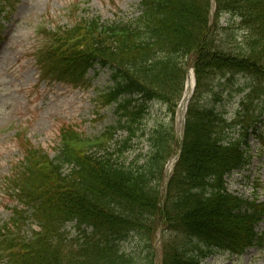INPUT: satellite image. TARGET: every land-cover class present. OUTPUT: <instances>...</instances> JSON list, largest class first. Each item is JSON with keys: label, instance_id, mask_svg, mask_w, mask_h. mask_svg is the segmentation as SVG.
Instances as JSON below:
<instances>
[{"label": "trees", "instance_id": "obj_1", "mask_svg": "<svg viewBox=\"0 0 264 264\" xmlns=\"http://www.w3.org/2000/svg\"><path fill=\"white\" fill-rule=\"evenodd\" d=\"M18 2L0 0V17L10 18ZM218 2L221 11L240 19L241 40L233 24L211 23L209 0H142L134 19L109 23L88 16L51 31V44L39 55L46 76L80 84L95 64L109 67L114 86L100 97L109 105L126 95L118 106L126 118L94 139L63 128L52 159L26 149L22 167H14L11 175L8 192L17 206L0 227L2 259L11 264H155L160 228L163 264H203L217 251L240 256L264 243V234L256 231L264 202L229 191L227 181L253 157L249 136L264 96V0ZM3 28L0 23V37ZM191 61L197 91L180 141L181 158L163 194L164 165L179 143L176 106ZM236 75L250 78L251 89L229 119L202 99L210 80ZM155 101L170 105L171 125L165 128L158 120L150 130L142 129ZM120 128L127 134L123 140L117 139ZM140 130L151 150L145 159L137 154L122 162L119 155L132 148ZM66 164L72 166L68 174ZM29 216L36 228L27 238ZM68 221L87 231L66 245L62 230ZM131 236L138 238L134 253L120 245Z\"/></svg>", "mask_w": 264, "mask_h": 264}, {"label": "rangeland", "instance_id": "obj_2", "mask_svg": "<svg viewBox=\"0 0 264 264\" xmlns=\"http://www.w3.org/2000/svg\"><path fill=\"white\" fill-rule=\"evenodd\" d=\"M140 1L20 0L11 20L5 22L2 35L4 38L0 40V225L9 217L11 206L9 198L4 193L7 190L5 178L10 173L12 165L22 158L24 147L27 145V143L23 144L26 138L36 147L54 156L57 153L56 147L63 126L72 127L85 135L96 137L106 127L116 125L119 119V114L114 107L101 110L95 106L98 91L106 89L111 83V74L108 69L96 66V69L91 70L90 86L89 84L75 86L59 82L47 83L37 74V67L34 64L35 52L46 44L47 36L49 39V30L53 27L68 26L80 21L85 15H100L103 21L133 19L140 13ZM217 5L216 10L213 8L210 13L212 20H217L219 16V25L222 27H228L229 24L237 22V19L233 18L229 12L219 9V3ZM233 27L238 30L236 35L241 40L244 31L237 29L236 26ZM189 66V70L194 69L193 61ZM249 82L250 80L243 75L228 76L223 80L213 78L207 85L202 103L209 107L215 106L218 111L225 114L226 118L231 119L240 110L241 101L248 92L246 87ZM221 92H223L222 99L217 101ZM256 115H258L255 118L257 122L249 139L253 154L258 148V155L249 168L237 171L230 176L229 187L234 193L246 198L253 197L252 195L257 192L259 199L264 200V96L257 106ZM146 116L142 129L150 130L158 120L165 128L171 125L170 105L154 103ZM180 117L179 108L178 118ZM181 128L182 124L178 122L180 135ZM126 135L124 131H120L117 139L123 140ZM180 137L177 138L179 143L177 144L176 140L177 145L173 144L169 150V152L174 150L172 154L182 150ZM146 138L147 135L144 138L141 137L140 130L138 136L131 142L132 148L119 155L120 158L123 157L121 161L129 163L137 154L145 159L151 150ZM177 155L167 164L168 174L165 175L166 178L161 187L163 194L166 192L168 176L173 170V166L172 169L170 168L171 162L176 160ZM143 161V159L139 160V163ZM70 169L71 167L67 165L64 167L66 172ZM257 231L264 233V220L258 224ZM64 233L66 244H70L81 235L75 221L67 224ZM157 242L158 240L154 243L155 262L159 256ZM137 243L138 238L131 236L127 241L121 242V247L128 253H134L139 251ZM203 263L264 264V246L252 247L241 257L217 251L207 257Z\"/></svg>", "mask_w": 264, "mask_h": 264}, {"label": "bare ground", "instance_id": "obj_3", "mask_svg": "<svg viewBox=\"0 0 264 264\" xmlns=\"http://www.w3.org/2000/svg\"><path fill=\"white\" fill-rule=\"evenodd\" d=\"M193 85H194V73L190 72L188 76L187 89L185 91V100L182 103L181 113H183L184 111L183 108L186 106L187 100L192 93Z\"/></svg>", "mask_w": 264, "mask_h": 264}]
</instances>
